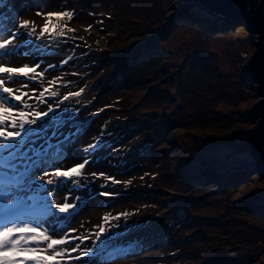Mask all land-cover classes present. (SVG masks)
Wrapping results in <instances>:
<instances>
[{
  "label": "rangeland",
  "instance_id": "obj_1",
  "mask_svg": "<svg viewBox=\"0 0 264 264\" xmlns=\"http://www.w3.org/2000/svg\"><path fill=\"white\" fill-rule=\"evenodd\" d=\"M0 11L8 31L19 29V47L0 54V62L39 65L36 72L44 73L36 80L17 76L5 86L13 95L27 93L26 113L52 106L63 121L32 147L64 145L57 164L25 174L29 161L14 158V167H5L0 221L6 188L14 186L27 200L25 222L42 230L55 223L61 235L84 237L56 246L79 245L70 255L80 259L62 264H207L216 253L230 256L214 264H264V177L240 174L248 150L244 159H228L246 147L260 96L245 68L257 40L246 18L221 30L220 21L201 18L190 0H9ZM64 11L72 18L51 17L41 36L49 18L38 13ZM24 21L27 27L19 28ZM214 111L221 113L216 119ZM161 117L174 126L163 130ZM214 148L222 157L211 154ZM85 159L81 175L56 183L55 167L66 170ZM49 179L53 185L45 184ZM49 203L77 206L53 217L45 214ZM101 227V240L109 237L103 244L96 239ZM251 237L260 238L250 250L258 255L242 261L237 252Z\"/></svg>",
  "mask_w": 264,
  "mask_h": 264
},
{
  "label": "snow or ice",
  "instance_id": "obj_2",
  "mask_svg": "<svg viewBox=\"0 0 264 264\" xmlns=\"http://www.w3.org/2000/svg\"><path fill=\"white\" fill-rule=\"evenodd\" d=\"M5 0H0V5H3ZM38 15H46L49 20L43 25V29L40 35L43 36L46 32H49V23L51 17H64L67 16L69 20L72 18L71 12H46L38 13ZM6 13L0 11V33L7 32V35H0V54L3 56L13 55L19 44L15 41L18 40L17 31H8L4 25ZM27 21L20 22L19 28H26ZM35 29L33 28L28 35H33ZM57 35H63L58 33ZM71 59V57H69ZM66 62V61H65ZM35 67H30L24 64L21 67L9 66L6 63L0 62V173H3L5 167H14L11 161L14 158H22L29 163L26 166L25 174L28 170L37 169L44 164H57L60 160V156L63 155V144L48 145L39 149L32 147L35 143V139L44 137L46 139V132L48 128H54L58 124L63 123L58 118V114L55 112L52 106H49L46 112L35 111L34 113H26L23 108L30 107L23 100L22 95H13V88L5 86L6 81L15 83L17 76L25 77L29 80H36L38 76L42 77L43 72L37 73ZM53 67V66H49ZM31 74V75H30ZM50 83H55L52 81ZM40 93V96H44V92ZM82 91V90H81ZM79 93H70L69 95H78ZM51 97L58 95L57 91L49 92ZM65 100L68 96L64 97ZM13 101L19 103L14 104ZM49 113L52 115L49 116ZM48 117L47 119H44ZM86 122V121H85ZM36 125V127H32ZM80 127H83L81 125ZM12 128L15 130H7ZM98 145H89V149H94ZM6 153V154H5ZM89 161L84 160L83 163H78L73 167H69L66 170H62L60 167H55L54 176L56 177V183L63 185L64 182L71 181L73 176L81 175V170L85 168ZM44 175H49L48 172H44ZM103 175V174H101ZM8 179L7 176L4 177ZM14 179V178H13ZM54 181L49 179L45 181L47 185H53ZM8 195L6 196V211L0 221V264H62L64 260H79L80 257H72L71 252L77 251L79 245L75 247H66L60 251L56 250V246L70 244L71 240L84 239V237H71L67 234L61 235L63 228L60 232L57 231V224H52L50 228H44L43 230L39 226H33L30 223L25 222L22 216V208L27 200L24 199L14 188L9 186L6 188ZM108 196L110 193H101ZM8 196H12L15 199H9ZM77 205L69 203H56L54 206L49 203V207L46 209V215L56 217L58 214L70 215V210H74ZM58 210V211H57ZM68 215L60 217L61 224L68 219ZM121 215H127L126 213ZM107 219V217L105 218ZM75 231V229H71ZM106 232V229L101 227L96 235V239L105 243L109 237L105 236L101 240L102 234ZM51 233V234H49ZM53 236H60V238H53ZM97 249L100 245H95ZM51 251V254H47ZM92 252V249H88L85 252V256Z\"/></svg>",
  "mask_w": 264,
  "mask_h": 264
},
{
  "label": "water",
  "instance_id": "obj_3",
  "mask_svg": "<svg viewBox=\"0 0 264 264\" xmlns=\"http://www.w3.org/2000/svg\"><path fill=\"white\" fill-rule=\"evenodd\" d=\"M199 9L201 18L212 17L221 22V30L244 23L249 33H257L255 49L246 65L248 78L255 80L259 98L253 105L255 123L247 135L249 161L240 174L258 173L264 177V0H190ZM215 27V26H214Z\"/></svg>",
  "mask_w": 264,
  "mask_h": 264
},
{
  "label": "trees",
  "instance_id": "obj_4",
  "mask_svg": "<svg viewBox=\"0 0 264 264\" xmlns=\"http://www.w3.org/2000/svg\"><path fill=\"white\" fill-rule=\"evenodd\" d=\"M8 2L9 0H5V2ZM200 13V12H199ZM200 16V15H199ZM147 20H144L142 23L144 24L145 22H146ZM163 22L164 21H160V22H157L156 24H154L153 25V31L154 32H156V30H158V29H160V27H161V25L163 24ZM141 24V23H140ZM143 24H141V26L143 25ZM146 25H148V24H146ZM58 43V42H57ZM60 43H58V45H59ZM161 92V91H160ZM160 95H161V93H160ZM161 96H163V95H161ZM219 115H221V113L219 112V111H214V118L216 119V118H218L219 117ZM223 115H226V114H223ZM145 116V115H144ZM158 122V124H162L163 125V130H166L167 128H170L172 125L174 126V123H175V121L173 120V119H167V118H163V117H161V119L159 120V121H157ZM199 148L201 149V146H199ZM247 146L245 147V146H242V148L240 149V150H236L235 152H233L232 154L233 155H231L230 154V156H229V158L228 159H234V160H240V159H244L246 156H247ZM220 151L218 150L217 151V149L216 148H214L213 149V151H211V154L212 155H215L216 154V156L217 157H222V155L219 153ZM240 152H245L244 154H243V156H240ZM249 153V152H248ZM247 161V160H246ZM246 161L243 163V164H241L240 166H238L239 168H242L245 164H246ZM192 221H194L195 219L193 218V219H191ZM250 239V238H249ZM260 239V238H259ZM259 239L258 240H254V238L252 239V237H251V239L250 240H247V241H244V243L246 244V248L243 250V251H240V252H237V254L240 256L239 258H240V260H244V259H246L247 261H249V260H251V259H253L254 260V258H255V256L256 255H258V251L256 252V254H254V255H252L251 253V249L253 250V248L254 247H256V246H258V242H259ZM204 253H206V254H208V252H209V250H210V247H209V243H207L204 247ZM213 253V252H212ZM230 256V254H228V255H226V256H218V254L216 253V254H214L212 257H209V259L208 260H206L208 263L207 264H214V263H216L217 261H219V259L221 258V259H225V258H228ZM235 263V262H234ZM206 264V263H205Z\"/></svg>",
  "mask_w": 264,
  "mask_h": 264
}]
</instances>
